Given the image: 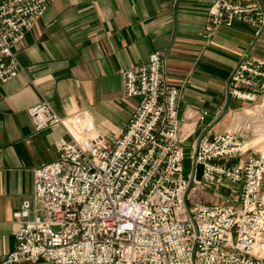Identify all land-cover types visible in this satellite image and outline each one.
Returning <instances> with one entry per match:
<instances>
[{"label": "built area", "instance_id": "obj_1", "mask_svg": "<svg viewBox=\"0 0 264 264\" xmlns=\"http://www.w3.org/2000/svg\"><path fill=\"white\" fill-rule=\"evenodd\" d=\"M54 1L0 0V85L24 72L14 48ZM235 22L258 39L261 0H214L201 38ZM121 75L123 97L139 101L110 145L87 111L61 117L46 99L28 109L34 131L61 126L64 135L54 142L57 159L33 169L31 197L14 213L15 246L0 264H264V152L247 148L253 124L241 115L264 96V62L245 55L234 69L228 100L243 106L225 131L195 142L186 175L187 117L166 53ZM207 117L197 113V123ZM222 188L228 204L197 194Z\"/></svg>", "mask_w": 264, "mask_h": 264}, {"label": "crops", "instance_id": "obj_2", "mask_svg": "<svg viewBox=\"0 0 264 264\" xmlns=\"http://www.w3.org/2000/svg\"><path fill=\"white\" fill-rule=\"evenodd\" d=\"M213 1L55 0L15 46L24 72L0 85V262L15 246L14 213L31 197L33 169L57 159L54 142L64 135L61 126L34 131L27 111L41 100L61 117L87 111L110 145L139 101L123 97L121 72L164 52L168 83L182 88L185 142L228 128L242 105L228 100L231 75L245 55L264 62V30L256 39L235 22L206 43L200 32Z\"/></svg>", "mask_w": 264, "mask_h": 264}, {"label": "rangeland", "instance_id": "obj_3", "mask_svg": "<svg viewBox=\"0 0 264 264\" xmlns=\"http://www.w3.org/2000/svg\"><path fill=\"white\" fill-rule=\"evenodd\" d=\"M243 106V105H241ZM241 115L244 116V121L248 120V123L253 124L251 129L249 139L247 140V148L249 151L253 152H264V96L250 111L249 115H245L241 112ZM196 140L194 138L190 139L184 145V154L185 159L183 163L184 174L186 175L191 169V156L193 154V146ZM229 189L222 188L217 191L212 189H206L202 192H197L201 196L202 201H215L216 203H225L228 204Z\"/></svg>", "mask_w": 264, "mask_h": 264}, {"label": "water", "instance_id": "obj_4", "mask_svg": "<svg viewBox=\"0 0 264 264\" xmlns=\"http://www.w3.org/2000/svg\"><path fill=\"white\" fill-rule=\"evenodd\" d=\"M225 113H228V110H226ZM208 131H209V129L206 130V132H204V133L198 138L197 143L199 142V140H200V139H201V138H202V137H203ZM202 171H203V167H202V165H199L198 168H197V173H196V178H197L198 180L201 178Z\"/></svg>", "mask_w": 264, "mask_h": 264}]
</instances>
